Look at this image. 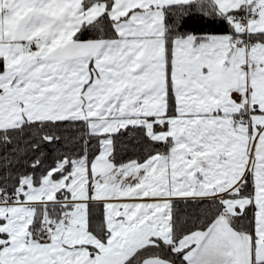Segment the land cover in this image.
Masks as SVG:
<instances>
[{
	"label": "snow or ice",
	"instance_id": "snow-or-ice-1",
	"mask_svg": "<svg viewBox=\"0 0 264 264\" xmlns=\"http://www.w3.org/2000/svg\"><path fill=\"white\" fill-rule=\"evenodd\" d=\"M0 264H264V0H0Z\"/></svg>",
	"mask_w": 264,
	"mask_h": 264
}]
</instances>
